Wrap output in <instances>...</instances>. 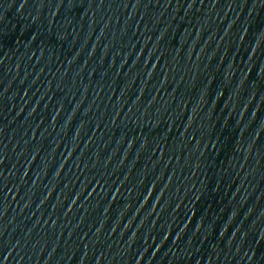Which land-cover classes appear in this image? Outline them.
<instances>
[{"label": "water", "instance_id": "obj_1", "mask_svg": "<svg viewBox=\"0 0 264 264\" xmlns=\"http://www.w3.org/2000/svg\"><path fill=\"white\" fill-rule=\"evenodd\" d=\"M220 1L264 13V0H220Z\"/></svg>", "mask_w": 264, "mask_h": 264}]
</instances>
